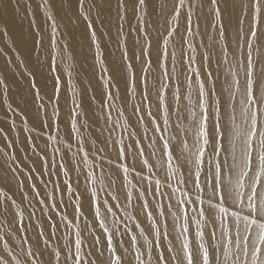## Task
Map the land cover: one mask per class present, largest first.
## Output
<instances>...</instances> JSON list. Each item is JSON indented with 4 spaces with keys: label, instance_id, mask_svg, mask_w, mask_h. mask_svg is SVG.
<instances>
[{
    "label": "bare ground",
    "instance_id": "obj_1",
    "mask_svg": "<svg viewBox=\"0 0 264 264\" xmlns=\"http://www.w3.org/2000/svg\"><path fill=\"white\" fill-rule=\"evenodd\" d=\"M258 60L248 0H0V264H261Z\"/></svg>",
    "mask_w": 264,
    "mask_h": 264
},
{
    "label": "snow or ice",
    "instance_id": "obj_2",
    "mask_svg": "<svg viewBox=\"0 0 264 264\" xmlns=\"http://www.w3.org/2000/svg\"><path fill=\"white\" fill-rule=\"evenodd\" d=\"M47 2V0H45ZM121 4L124 3V0H120ZM133 9L136 10L137 8H140L141 6L145 5L146 0H131ZM225 3H228V0H224ZM185 0H180L181 7L184 6ZM212 4H216L217 0H211ZM250 12L252 14L253 19H255V14L257 12H264V0H248ZM256 65L264 64V60H258L254 62ZM123 68L122 66H116L113 67V75H115L116 72H122ZM254 77L251 80L253 89H254V96H256L257 99H259V93L261 86L264 85V68H256L254 69ZM250 74L246 70V81H245V91L247 92L249 83L248 78ZM200 93L198 92V95ZM223 111V107L221 109ZM219 127L218 122H214L211 130V136L213 141V147H215V140L217 138V129ZM258 164H264V156H262L259 153H256V155L253 157V167H256ZM8 187L9 190L10 186L5 185L3 183V177H0V188ZM215 189V185H214ZM232 195V193L229 191L228 185L226 183L222 182V196L227 202L228 198ZM248 201L250 202V209L248 211V217H251L250 220H244L241 225H237L235 221H233V230L238 231L240 233V239L242 241L240 253L241 255L245 254L244 250V233H251L248 237L247 243L251 245V251L253 254L256 253L257 248L253 241V236L256 237V239H259L260 241L264 242V200L261 199L260 193L255 192L252 195H249L247 197ZM212 215V210L209 209V216ZM187 246L185 245L181 249L177 251V255L175 257H170L171 261L178 262V264H185V260L187 261V264H194V261H200L201 264H209L207 259V252L201 253L199 247H194L190 252L185 253L184 249ZM261 257H257V259H260L261 264H264V248L260 249Z\"/></svg>",
    "mask_w": 264,
    "mask_h": 264
},
{
    "label": "rangeland",
    "instance_id": "obj_3",
    "mask_svg": "<svg viewBox=\"0 0 264 264\" xmlns=\"http://www.w3.org/2000/svg\"><path fill=\"white\" fill-rule=\"evenodd\" d=\"M46 17H47V16H46ZM49 17H51V16L48 15L47 20H48V19H51V18H49ZM189 51H190V52L188 53V55H190V57H192L193 54H192L191 51H193V49H192V50H189ZM194 51H195V50H194ZM190 53H191L192 55H191ZM194 53H196V52H194ZM194 56H195V54H194ZM210 59L212 60V57L208 58V60H210ZM211 60H210V61H211ZM231 64H232V63H231ZM231 64H230V65H231ZM167 171H168V170H167ZM169 171H171V170H169ZM169 187H171L172 189H174V190H176V191L178 190L179 192H183V193H184V191H185L182 187H180V188L177 189L176 185H173V186H172V185H169ZM178 187H179V186H178ZM181 189H182V191H181ZM186 191H187V190H186ZM186 191H185V192H186ZM184 194H188V193H184Z\"/></svg>",
    "mask_w": 264,
    "mask_h": 264
}]
</instances>
